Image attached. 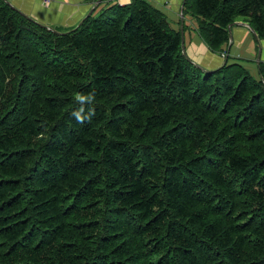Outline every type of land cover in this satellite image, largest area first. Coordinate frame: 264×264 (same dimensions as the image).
Masks as SVG:
<instances>
[{
	"label": "trees",
	"instance_id": "trees-1",
	"mask_svg": "<svg viewBox=\"0 0 264 264\" xmlns=\"http://www.w3.org/2000/svg\"><path fill=\"white\" fill-rule=\"evenodd\" d=\"M96 2L52 33L0 0V264H264V64L203 73L145 0ZM183 16L226 61L233 23L264 42V0Z\"/></svg>",
	"mask_w": 264,
	"mask_h": 264
},
{
	"label": "crops",
	"instance_id": "crops-1",
	"mask_svg": "<svg viewBox=\"0 0 264 264\" xmlns=\"http://www.w3.org/2000/svg\"><path fill=\"white\" fill-rule=\"evenodd\" d=\"M12 2L19 10L28 14L31 18L43 25L49 27L60 28L64 31L71 29L78 20L91 9L93 0H7ZM117 1V0H116ZM131 0H118L119 6H125ZM155 10L159 11L167 20L173 31H178L180 20L178 14L175 13V4L177 0H145ZM111 2V0H104ZM165 2H168L166 5ZM173 3V4H172ZM171 6H170V5ZM177 5V4H176ZM100 10H103L100 9ZM99 10V11H100ZM98 13V11H97ZM95 12V15L97 14ZM183 22V20H182ZM195 30V29H194ZM184 42V39H183ZM188 42L196 51V63L202 59V64L208 69H217L221 66L223 59L219 54L211 53L199 41L195 34L185 40L184 47ZM228 45V44H227ZM226 54L231 55V60L226 61L228 65L238 64L243 67L253 78L258 77V69L255 63L257 52L259 53V64H264V42L259 41V45L254 47L252 36L247 30L240 27L231 29V41L229 48L225 47ZM255 50V55H254ZM209 52V54L207 53ZM223 52V51H222ZM195 55V53H193ZM188 57V56H187ZM254 62L251 65L252 59ZM239 60V61H236ZM226 65V64H225Z\"/></svg>",
	"mask_w": 264,
	"mask_h": 264
},
{
	"label": "water",
	"instance_id": "water-1",
	"mask_svg": "<svg viewBox=\"0 0 264 264\" xmlns=\"http://www.w3.org/2000/svg\"><path fill=\"white\" fill-rule=\"evenodd\" d=\"M3 2V4H5L8 8H10L12 11L16 12L19 16H21L22 18L28 20V21H31L33 23H35L36 25L40 26V27H43L45 28L46 30L52 32V33H56L55 31L51 30L49 26H46V25H43L42 23H39L37 22L36 20H34L33 18H31L28 14H26L25 12H22L21 10H19L12 2L10 1H6V0H1ZM101 0H97L96 4L97 5ZM183 3H184V0H181V3L178 7V16H179V20H180V25L182 23V9H183ZM93 9L94 7H91V9H89L87 11V13L85 15H83L79 20L78 22L75 24V28L79 27L83 22L84 20H86L93 12ZM179 25V26H180ZM233 27H240V28H244L245 30H247L251 35L252 37L254 38L255 42L257 43V46L259 45V42L256 38V36L253 34V32L250 30V28H248V26L244 25V24H240V23H233L232 25L228 26L227 27V37H228V45H227V48H229V43L231 41V29ZM179 30H180V52L181 54L187 59V61L195 68L197 69H200L201 72L203 73H210L216 69H208L206 68L203 64H202V59L200 61H198L197 63L192 61L191 59H189L187 57V54L185 52V48H184V42H183V37L181 35V29L179 27ZM58 35H61L60 33H57ZM205 48V47H204ZM209 54V52H207ZM259 53L257 52V55H256V59H255V63L256 65H258V60H259ZM225 62H226V58L224 57L223 58V62L221 64L220 67H223L225 65ZM219 67V68H220ZM218 69V68H217Z\"/></svg>",
	"mask_w": 264,
	"mask_h": 264
},
{
	"label": "rangeland",
	"instance_id": "rangeland-1",
	"mask_svg": "<svg viewBox=\"0 0 264 264\" xmlns=\"http://www.w3.org/2000/svg\"><path fill=\"white\" fill-rule=\"evenodd\" d=\"M6 1H7V0H6ZM180 3H181V0H177V2H176L177 5L175 4V13H176V14H178V7H179ZM165 4L167 5L168 2H165ZM172 4H173V3H172ZM114 5L119 6V5L117 4V1H116V0H111V2H105L104 5H103V3H102V4H99L98 7L95 9V12L99 11V10L102 9V8H103V9H106V8H108V7H110V6H114ZM169 5H170V4H169ZM170 6H171V5H170ZM21 11H22V10H21ZM22 12H23V11H22ZM183 17H184V20L182 19L183 22L181 23V25H180L179 27H180V29L182 30V31H181V35H182V37H183V39H184V44H185V40L188 41L189 37L192 36V34L195 33L194 29L196 28V20H195L194 18H191L190 16H188V17L183 16ZM179 27H178V28H179ZM184 48H185V52H186L188 58L191 59L192 61L196 62V61H195L196 58H197L196 56H198V55L196 54V51H195V52L193 51V47L190 46V43H189V42H188L187 46L184 47ZM221 51H223V53L226 54V49H225V47H223V48L221 49ZM193 53H195V55H194ZM254 55H255V50H254ZM220 57H221V59L224 58V57H222L221 55H220ZM228 57H229L228 60L230 61V60L232 59V58H231V55H229ZM253 62H254V57H253L252 62H251L250 64L252 65Z\"/></svg>",
	"mask_w": 264,
	"mask_h": 264
},
{
	"label": "clouds",
	"instance_id": "clouds-1",
	"mask_svg": "<svg viewBox=\"0 0 264 264\" xmlns=\"http://www.w3.org/2000/svg\"><path fill=\"white\" fill-rule=\"evenodd\" d=\"M118 1V0H117ZM95 98V94L91 93L88 96H85L83 94H76L75 99L80 102L81 104L87 102L91 103ZM83 109L73 112V115L75 116L78 123H84L86 120H91L92 116L95 115V110L93 108H89L87 114H82Z\"/></svg>",
	"mask_w": 264,
	"mask_h": 264
}]
</instances>
